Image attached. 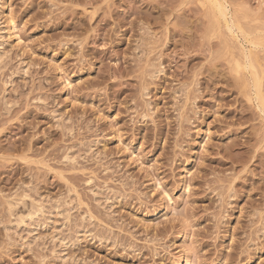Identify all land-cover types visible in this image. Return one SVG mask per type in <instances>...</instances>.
<instances>
[{
	"label": "rangeland",
	"instance_id": "1",
	"mask_svg": "<svg viewBox=\"0 0 264 264\" xmlns=\"http://www.w3.org/2000/svg\"><path fill=\"white\" fill-rule=\"evenodd\" d=\"M260 95L264 0H0V264H264Z\"/></svg>",
	"mask_w": 264,
	"mask_h": 264
},
{
	"label": "bare ground",
	"instance_id": "2",
	"mask_svg": "<svg viewBox=\"0 0 264 264\" xmlns=\"http://www.w3.org/2000/svg\"><path fill=\"white\" fill-rule=\"evenodd\" d=\"M214 8V7H213ZM227 9V8H226ZM213 12H214V10H213ZM228 13V12H227ZM215 14V13H214ZM229 15V14H228ZM229 17V16H228ZM218 19V18H217ZM223 23V22H222ZM240 42V41H239ZM256 63V62H255ZM233 65H234V63H233ZM235 66V65H234ZM234 66H233V68H234ZM236 68V67H235ZM234 68V69H235ZM251 69V68H250ZM247 72V71H246ZM254 72V71H253ZM258 72V71H257ZM253 77V76H252ZM253 81V80H252ZM263 87V86H262ZM258 100L260 101V104L262 105V106H264V96H262V95H260V96H258ZM260 109H262V108H260ZM23 220V219H22ZM23 222V221H22ZM23 224V223H22Z\"/></svg>",
	"mask_w": 264,
	"mask_h": 264
}]
</instances>
